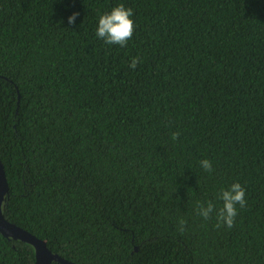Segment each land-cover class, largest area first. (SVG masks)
<instances>
[{"label":"trees","instance_id":"16d2710c","mask_svg":"<svg viewBox=\"0 0 264 264\" xmlns=\"http://www.w3.org/2000/svg\"><path fill=\"white\" fill-rule=\"evenodd\" d=\"M120 4L125 47L96 36ZM0 161L5 219L70 263L264 264V0H0ZM236 182L234 227L197 214Z\"/></svg>","mask_w":264,"mask_h":264},{"label":"clouds","instance_id":"9594fccd","mask_svg":"<svg viewBox=\"0 0 264 264\" xmlns=\"http://www.w3.org/2000/svg\"><path fill=\"white\" fill-rule=\"evenodd\" d=\"M79 13H73L68 18L69 24H75ZM134 11L132 8H126L124 4L114 7L110 13L100 16L96 36L109 45H119L125 47L129 40L132 39L136 30L135 21L133 19ZM140 57H134L130 67L135 69L141 63ZM180 136L179 132L172 134V139L177 140ZM200 165L204 171L212 173L214 171L213 164L210 160L204 159L200 161ZM246 189L239 183H233L230 188L222 189L218 194V199L223 202L222 207L217 210L215 203L211 200L205 205L198 202L197 214L204 220H209L215 214L217 223L215 227L220 228L227 226L229 229L235 226V220L238 216V208H244L247 204L245 199ZM187 221L183 218L179 220L178 230L183 233L186 229Z\"/></svg>","mask_w":264,"mask_h":264},{"label":"water","instance_id":"95a60500","mask_svg":"<svg viewBox=\"0 0 264 264\" xmlns=\"http://www.w3.org/2000/svg\"><path fill=\"white\" fill-rule=\"evenodd\" d=\"M9 193V186L7 183L4 167L0 161V232L7 238L24 241L33 246L35 250L34 264H52L59 262L61 264H73L53 254L47 247L44 240H41L25 230L9 223L3 216V204L6 196Z\"/></svg>","mask_w":264,"mask_h":264}]
</instances>
